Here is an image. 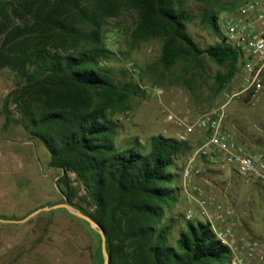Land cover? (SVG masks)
<instances>
[{"label": "trees", "instance_id": "obj_1", "mask_svg": "<svg viewBox=\"0 0 264 264\" xmlns=\"http://www.w3.org/2000/svg\"><path fill=\"white\" fill-rule=\"evenodd\" d=\"M189 1L204 6L203 20L215 32L218 14L239 5L225 9L220 0H0V69L18 78L3 100L5 118H12L14 106L29 138L45 147L62 199L103 229L109 264H230L229 247L202 221H185L175 243H169L172 224L163 220V208L177 196L171 186L177 176L169 169L188 151V143L153 135L142 153L135 147L118 151L113 140L118 129L113 117L128 111L129 92L115 83L105 63L113 54L101 30L108 19L133 12L130 41L160 40L158 63L164 69L179 61L198 68L205 57L228 64L230 69L216 77L219 90L234 75L235 49L223 40L200 48L189 35L187 25L194 19L185 9Z\"/></svg>", "mask_w": 264, "mask_h": 264}, {"label": "rangeland", "instance_id": "obj_2", "mask_svg": "<svg viewBox=\"0 0 264 264\" xmlns=\"http://www.w3.org/2000/svg\"><path fill=\"white\" fill-rule=\"evenodd\" d=\"M242 1L220 0V4L227 9ZM185 9L194 16L187 31L200 48L223 40L219 23L215 32L203 20L202 4L189 1ZM223 11L218 18L229 13ZM134 24L135 16L129 11L108 19L101 28L104 44L113 52L105 63L115 83L129 92L128 111L113 117L118 122L113 139L116 150L135 147L146 153L151 136L175 138L180 130L177 120L192 123L199 115L220 107H224L226 129L241 144L247 149H264V91L257 102L245 95L233 96L239 90V62L232 78L219 90L216 77L230 69L228 64L218 65L205 57L198 68L179 61L164 69L158 63L161 41L132 43L129 32ZM17 82L13 71L0 69V220H5L0 221V264H103L97 232L64 208L41 211L23 222H8L23 220L39 208L64 201L55 183L57 171L48 167L45 147L29 138L14 106L10 107L12 118H5L3 100ZM202 141L200 132L191 134L188 151L177 156L169 169L177 176L176 183L171 184L177 188L176 199L163 208V220L172 224L170 244L185 225L182 170ZM197 160L199 173L189 183L202 186L218 204L231 207L235 237L256 239L264 250V194L259 183L228 165ZM71 178L81 196L83 191L73 174ZM245 263L252 261L248 258Z\"/></svg>", "mask_w": 264, "mask_h": 264}, {"label": "built area", "instance_id": "obj_3", "mask_svg": "<svg viewBox=\"0 0 264 264\" xmlns=\"http://www.w3.org/2000/svg\"><path fill=\"white\" fill-rule=\"evenodd\" d=\"M218 22L223 41L239 54V90L233 96L245 95L257 102L264 91V0H243L237 8L225 13ZM224 107L199 115L192 123L177 120L180 130L176 139L187 142L191 134L200 132L203 141L189 156L183 170L185 187V221L197 220L209 224L216 239L230 249V264H264V250L256 239L235 237L233 215L228 205L215 198L190 179L199 173L197 159L211 165H228L239 175L254 180L264 194V149H247L225 127Z\"/></svg>", "mask_w": 264, "mask_h": 264}, {"label": "water", "instance_id": "obj_4", "mask_svg": "<svg viewBox=\"0 0 264 264\" xmlns=\"http://www.w3.org/2000/svg\"><path fill=\"white\" fill-rule=\"evenodd\" d=\"M59 208H64L67 211H69L71 214H73L76 217L80 218L81 220L87 222L89 224V226L100 235V238H101V253H102V257H103V264H109L110 259H109V254H108L107 249H106V236L104 234L103 229L101 228V226L97 222H95L93 219H91L88 215L82 213L80 210H78V209L74 208L73 206H71L66 199H64L63 203L56 204V205H53V206H50V207L39 208L38 210L32 212L28 217H26L23 220H20V221H8V222H23V221L27 220L28 218L38 214L41 211H50V210L59 209ZM0 221L4 222L5 220H0Z\"/></svg>", "mask_w": 264, "mask_h": 264}, {"label": "crops", "instance_id": "obj_5", "mask_svg": "<svg viewBox=\"0 0 264 264\" xmlns=\"http://www.w3.org/2000/svg\"><path fill=\"white\" fill-rule=\"evenodd\" d=\"M263 148H264V147H263ZM263 148H262V149H263Z\"/></svg>", "mask_w": 264, "mask_h": 264}]
</instances>
